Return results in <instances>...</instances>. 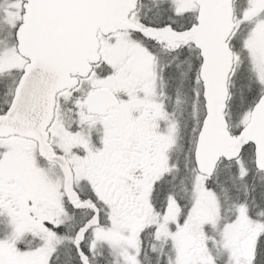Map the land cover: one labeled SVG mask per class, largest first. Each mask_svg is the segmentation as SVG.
I'll list each match as a JSON object with an SVG mask.
<instances>
[{"label":"snow or ice","instance_id":"snow-or-ice-1","mask_svg":"<svg viewBox=\"0 0 264 264\" xmlns=\"http://www.w3.org/2000/svg\"><path fill=\"white\" fill-rule=\"evenodd\" d=\"M0 264H264V0H0Z\"/></svg>","mask_w":264,"mask_h":264}]
</instances>
